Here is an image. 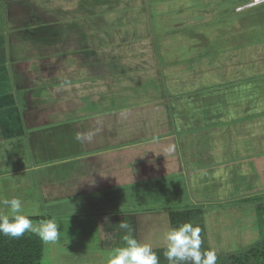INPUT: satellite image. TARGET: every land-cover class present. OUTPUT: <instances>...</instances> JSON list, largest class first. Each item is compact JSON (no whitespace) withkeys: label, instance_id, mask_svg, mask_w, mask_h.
<instances>
[{"label":"crops","instance_id":"crops-1","mask_svg":"<svg viewBox=\"0 0 264 264\" xmlns=\"http://www.w3.org/2000/svg\"><path fill=\"white\" fill-rule=\"evenodd\" d=\"M2 2L0 144L22 145L27 157L0 174L34 172L38 198L49 210L35 221L64 216L71 228L79 220L85 230L69 239L61 232L59 241L81 235L111 250L127 219L159 264H168L167 227L192 221L201 228V250L214 251L216 264H234L221 255L232 243L207 228L209 206L264 196V75L233 79L231 71L212 68L211 86L204 87L200 77L171 66L159 50L148 0ZM14 40L19 48L11 52ZM254 88L263 102L251 115ZM63 123L69 136L44 133L43 126L56 131ZM54 141L64 153L50 160L58 151ZM246 203L258 227L228 225L223 238L234 230L239 247L251 245L243 255L254 241L264 252V198ZM240 208L229 214L242 219ZM226 216L219 219L223 227ZM93 217L98 221L86 227Z\"/></svg>","mask_w":264,"mask_h":264},{"label":"rangeland","instance_id":"rangeland-1","mask_svg":"<svg viewBox=\"0 0 264 264\" xmlns=\"http://www.w3.org/2000/svg\"><path fill=\"white\" fill-rule=\"evenodd\" d=\"M254 2V0H148L149 11L152 16L151 22L156 23V26H158V34L154 32L158 36L161 54H166L167 58H169L168 63L171 66L180 69L181 72L190 74L192 79L200 77L204 87L205 85L207 87L211 86L210 72L212 68L220 69L222 75L227 71H231L229 77L233 79L246 77L249 74H252V76L256 74L263 76L264 1L258 4H253ZM3 6L4 4L0 0V23L4 22L5 17ZM152 26L154 28V24ZM18 45V40L12 41L10 44L11 52H16L19 48ZM243 69L246 71L244 72ZM18 77V73H15L14 78L19 79ZM225 89H232V87H225ZM243 91V95H248L245 89H242L241 92ZM251 92H253L252 94L255 95V98L250 103L253 107L249 109L248 113L256 115L263 100L259 96V89L254 88ZM240 96L242 97V95ZM245 111L246 109L244 113H246ZM63 124L58 126L59 128L56 127V131L54 129L55 126L52 124L43 126L44 133L69 136L71 132L68 131L69 129L65 131L68 126ZM62 128L65 130H62ZM56 143L54 141V144ZM75 144L77 143L75 142ZM59 145L57 143L58 151H55V153L51 152L52 159L50 160H56L58 152L63 155L64 151ZM14 148L5 143L0 144V172L4 173L13 170L16 165L21 167L23 163L25 164L24 158L27 157V153L24 151V147L19 145V148ZM27 150L29 151V148ZM54 156L57 157L53 158ZM16 158L23 160L21 166L16 164L17 162L15 163ZM45 159L48 160L49 158ZM33 175L34 172L32 171L30 173L23 172L5 176L0 174V198L19 197L26 211H35L33 216H39L41 211L46 214L49 210L38 198ZM262 198L264 196L260 197V199ZM54 206L57 209L60 208V204L57 202ZM232 206H241L242 219L239 215L233 216V214H229ZM251 206L249 203L242 204V201L238 200L226 203L220 202V204L209 206V209L211 208L210 212H213L214 215L213 221H210L211 224L209 225L208 223L207 225L208 230H216L214 235H216L217 239L219 238L220 240L221 238L223 242L228 240V242L232 243L229 247H223L221 255L228 254L232 257V254H234L239 255L241 258L245 257L241 252H244L251 245L247 247L244 245L241 248L237 241L238 232L233 230L223 238L225 234L222 231L228 225L231 228L238 226L239 230L237 231H243L248 227L257 228L259 219L256 214H249L254 211ZM0 211L6 212L7 209L0 205ZM224 215H227L226 218L228 219L225 218V227L220 225L219 220L221 217H225ZM95 217L86 219L85 223L87 225L85 226H90L88 221L94 222L98 219ZM65 218L64 216L54 218L58 222V230L63 233H61L63 237L69 239V234L82 233L85 230L78 224L79 220L72 224L70 228L71 225H67L64 221L66 220ZM215 221L216 223H214ZM33 222L38 223L40 221ZM228 222L229 224H227ZM216 224H219V231L216 229ZM79 237L68 243H66L67 240L65 238L54 244H44L42 264H107V257L111 250L98 248L94 246L95 244L91 239L88 242L82 237L78 239ZM254 242L256 244L253 243L252 245L259 246L258 241ZM259 243L262 244V241L259 240ZM260 260L259 256H254L252 257V262L249 261V263L258 264Z\"/></svg>","mask_w":264,"mask_h":264},{"label":"clouds","instance_id":"clouds-1","mask_svg":"<svg viewBox=\"0 0 264 264\" xmlns=\"http://www.w3.org/2000/svg\"><path fill=\"white\" fill-rule=\"evenodd\" d=\"M77 139H81L77 136ZM0 205L7 211H0V234L19 239L25 233H33L44 244H54L61 239L58 222L54 219L34 223L31 216L35 211H26L19 197L0 198ZM102 232V230H100ZM133 225L127 219L118 224L120 244L108 254L107 264H159V257L150 243L138 240L133 235ZM103 233V232H102ZM201 228L192 221L169 225L163 233V255L168 264H216L214 251H202Z\"/></svg>","mask_w":264,"mask_h":264},{"label":"trees","instance_id":"trees-1","mask_svg":"<svg viewBox=\"0 0 264 264\" xmlns=\"http://www.w3.org/2000/svg\"><path fill=\"white\" fill-rule=\"evenodd\" d=\"M260 198H246L240 201L255 202ZM33 221L41 219L31 216ZM264 246V244H263ZM44 243L33 233H25L19 239L5 237L0 234V264H42ZM244 258L230 256L234 264H247L252 257L264 258V252L258 247H251Z\"/></svg>","mask_w":264,"mask_h":264},{"label":"bare ground","instance_id":"bare-ground-1","mask_svg":"<svg viewBox=\"0 0 264 264\" xmlns=\"http://www.w3.org/2000/svg\"><path fill=\"white\" fill-rule=\"evenodd\" d=\"M262 1H264V0H261V1L255 2V3H253V4H258V3L262 2Z\"/></svg>","mask_w":264,"mask_h":264},{"label":"built area","instance_id":"built-area-1","mask_svg":"<svg viewBox=\"0 0 264 264\" xmlns=\"http://www.w3.org/2000/svg\"><path fill=\"white\" fill-rule=\"evenodd\" d=\"M254 1H255V2H258V1H261V0H254ZM255 2H254V3H255Z\"/></svg>","mask_w":264,"mask_h":264}]
</instances>
